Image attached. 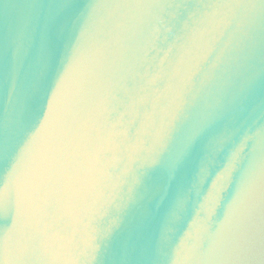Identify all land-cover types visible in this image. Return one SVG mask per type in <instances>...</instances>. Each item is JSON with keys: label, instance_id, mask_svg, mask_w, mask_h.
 <instances>
[{"label": "water", "instance_id": "obj_1", "mask_svg": "<svg viewBox=\"0 0 264 264\" xmlns=\"http://www.w3.org/2000/svg\"><path fill=\"white\" fill-rule=\"evenodd\" d=\"M0 264H264V0H0Z\"/></svg>", "mask_w": 264, "mask_h": 264}]
</instances>
